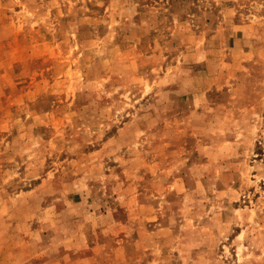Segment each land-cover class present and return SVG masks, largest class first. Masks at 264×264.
<instances>
[{
  "label": "rangeland",
  "instance_id": "374dc122",
  "mask_svg": "<svg viewBox=\"0 0 264 264\" xmlns=\"http://www.w3.org/2000/svg\"><path fill=\"white\" fill-rule=\"evenodd\" d=\"M0 264H264V0H0Z\"/></svg>",
  "mask_w": 264,
  "mask_h": 264
}]
</instances>
